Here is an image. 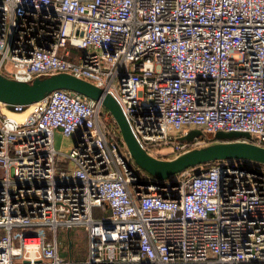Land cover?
<instances>
[{"label":"built area","instance_id":"obj_1","mask_svg":"<svg viewBox=\"0 0 264 264\" xmlns=\"http://www.w3.org/2000/svg\"><path fill=\"white\" fill-rule=\"evenodd\" d=\"M56 73L111 95L157 159L216 133L264 148V0H0V76ZM13 108L27 113L0 103V264H264V165L158 181L101 101L56 89ZM78 227L86 258L59 257L58 229Z\"/></svg>","mask_w":264,"mask_h":264},{"label":"water","instance_id":"obj_2","mask_svg":"<svg viewBox=\"0 0 264 264\" xmlns=\"http://www.w3.org/2000/svg\"><path fill=\"white\" fill-rule=\"evenodd\" d=\"M64 89L72 93L94 101H101L103 107L115 120L123 145L132 158L135 166L146 172L152 178L163 181L197 165L214 162L217 160H241L253 161L264 165V148L250 142L246 143L238 139H248L249 134L240 132L219 133L224 140H218L212 144L196 147L188 152L179 154L172 159H157L143 150L132 135L128 121L124 118L119 105L104 91L85 80L67 73L43 76L28 82H17L0 76V103L13 111L14 106L27 107L39 102L48 93ZM195 136L200 131H195ZM189 136L184 137L187 139ZM227 138H229L227 140ZM189 139V138H188Z\"/></svg>","mask_w":264,"mask_h":264},{"label":"rangeland","instance_id":"obj_3","mask_svg":"<svg viewBox=\"0 0 264 264\" xmlns=\"http://www.w3.org/2000/svg\"><path fill=\"white\" fill-rule=\"evenodd\" d=\"M194 132L195 131H189V137H188L189 139H192L195 136ZM214 137H215L214 139H216V140H224V138L219 133H216ZM228 139L229 138H227V140ZM61 142H62L61 139L58 137V139L56 141V148H58V146H59V144H61ZM212 143H213V141H209V143H206V144L208 145V144H212ZM203 146H205V145H203ZM64 148L66 150L69 148V142L64 145ZM154 150L159 155L170 154L173 152L171 147L163 146V145L155 147ZM125 151H126L125 147L120 148V152L127 155V152H125ZM162 159H172V158H171V156H168V157H164ZM197 166H200V165H197ZM134 168H137V167L134 166ZM199 168H202V167L201 166L197 167V169H199ZM96 215H97V211H96V209H94L93 210V217L95 218ZM57 240L60 243V245H59V257H63V258L71 257L75 261L86 258L85 256H86L87 242L85 239L83 228H81V227L72 228L69 231H67L66 229L60 228L57 231Z\"/></svg>","mask_w":264,"mask_h":264},{"label":"bare ground","instance_id":"obj_4","mask_svg":"<svg viewBox=\"0 0 264 264\" xmlns=\"http://www.w3.org/2000/svg\"><path fill=\"white\" fill-rule=\"evenodd\" d=\"M2 111H3L4 115L6 114L7 116L15 118L16 120H21L27 113V111L22 112V114L13 113L9 109H7L4 104H3V110Z\"/></svg>","mask_w":264,"mask_h":264},{"label":"trees","instance_id":"obj_5","mask_svg":"<svg viewBox=\"0 0 264 264\" xmlns=\"http://www.w3.org/2000/svg\"><path fill=\"white\" fill-rule=\"evenodd\" d=\"M118 143H119V148H121V147H123V144H122V142H121V140L119 139L118 140ZM124 148V147H123ZM126 152V151H125ZM127 154H128V152H127ZM171 158H173V156H171ZM130 162L132 163V165L133 166H135V164H134V162H133V160H132V158H130ZM214 162H210V163H206V164H202V165H200L201 167H208V166H210V165H212ZM200 166H197V167H200ZM136 167V166H135ZM197 167H192V168H189V169H197ZM140 170V169H139ZM142 173H145V172H143L142 170H140Z\"/></svg>","mask_w":264,"mask_h":264}]
</instances>
